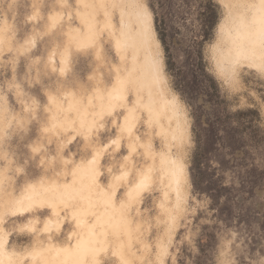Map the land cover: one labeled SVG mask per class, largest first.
Returning <instances> with one entry per match:
<instances>
[{
  "label": "rangeland",
  "instance_id": "obj_1",
  "mask_svg": "<svg viewBox=\"0 0 264 264\" xmlns=\"http://www.w3.org/2000/svg\"><path fill=\"white\" fill-rule=\"evenodd\" d=\"M145 1L161 45L165 87L168 95L178 97L187 130V138L171 147L186 164L188 177L165 264H264V73L246 62L225 70L220 57L228 48L224 30L235 31L239 14L251 12L244 3L254 0ZM61 8L58 0H0V19L9 25L11 40L10 46L4 45V38L0 43V102L5 105L4 112L0 107V149L5 146L11 158V167L2 169L6 161L0 156V208L12 187L20 191L43 174L59 176L64 167L62 155L68 156L74 144L65 141L75 130L50 127V95L66 101L64 93L72 91L86 100L95 87L112 83V66L118 60L109 43L105 64H100L95 46L77 52L71 46L68 74L62 77L51 69L50 48L63 40L65 26H59L62 35L56 39L46 28L47 16ZM145 126L153 147L166 149L157 127ZM123 141L126 138L121 146ZM86 148L91 150V143ZM110 149L116 156L123 152L121 147ZM122 164L130 165L124 161L118 166ZM7 174L13 179L11 186ZM159 199L154 185L142 211L132 210L144 220V237L151 243L141 264L153 257L165 227ZM5 215L6 227L12 230L10 246L23 251L32 244V235L19 230L21 221ZM136 250L141 252L140 247ZM111 253L110 249L106 254Z\"/></svg>",
  "mask_w": 264,
  "mask_h": 264
},
{
  "label": "bare ground",
  "instance_id": "obj_2",
  "mask_svg": "<svg viewBox=\"0 0 264 264\" xmlns=\"http://www.w3.org/2000/svg\"><path fill=\"white\" fill-rule=\"evenodd\" d=\"M125 2L129 3L127 4V7H123L126 5ZM87 3L89 4V7L78 11L80 21H83L85 24V30L80 31L78 28H74V30L70 32L72 39L80 42L82 46H85L86 44H93L101 35L106 33L114 41L113 46L116 47L120 54L119 59L122 61L127 59L129 63L125 73H122L119 69L117 70L118 76L116 78V84L107 94V97L112 103L111 106H109L110 111L114 110L113 105L115 103L118 105V102L122 100L125 102L126 85L132 84L135 87V91L145 90L148 96L146 99L140 97V95L136 96V105H133V107L127 105L125 102L126 108L129 109L130 112V122H127L125 127H131L132 130L134 129L136 124V121H134V113L137 108H142L149 112L151 122L153 121V117L156 118L161 133L170 136L171 140H178L176 137L177 134L179 140L184 138L183 133H185V128L179 121V114L177 111L178 101L175 96H167L165 94L163 84L165 78L161 71L158 51L155 48V46H158L160 43L156 38L153 27L154 24L152 23V16L150 13L147 12L146 8L137 0H87ZM244 4L246 5L245 8L247 7V9H250L251 12L249 13L244 10L245 13L239 14L240 18L237 20L238 24H236L238 27L235 31L226 32L223 29L225 32L224 40L225 43H227L228 48L220 51V57L221 67L225 70L228 69L227 66L230 64L240 62L249 63L253 67L259 69L261 62V25L260 11L258 8L259 0L249 1ZM113 8H118L120 11L121 24L119 26L116 25L112 19ZM99 9L105 14V17L101 20L102 22L100 27H98V21H96L97 11ZM242 10L243 8L241 11ZM238 12L239 11H237V13ZM57 20L59 19L55 18L52 22ZM1 25L3 27L0 26V43L5 36L4 33L9 28V25L5 21H3V24ZM67 59L68 53L66 52L61 59L64 73L67 68ZM92 97L93 96L87 97L89 105H92ZM64 98L67 100L65 105H62L53 96L51 97V102H53L58 109L64 107L66 111L76 112L81 128H87L89 131L92 130L97 121L102 117L99 112L100 110L96 111V113L94 111H90L88 107H86L88 105L86 104V101L83 98L77 97L72 92L65 94ZM96 98L98 99L99 105L102 104L104 99L103 95L100 94L96 96ZM81 106H85V108L80 111L79 107ZM0 107L3 110L2 112H4L3 108L5 105L0 102ZM167 111L170 112V117L174 118L175 121V125H173L172 129L168 128V126L164 127V125L159 122L161 117L165 116V112ZM98 112L99 114H97ZM65 122H67V120ZM0 153L1 157L3 156L8 160L7 152L4 149H0ZM176 156L173 155L172 151L166 153L161 152L158 155V160L156 161L154 154H152L149 168L145 172L138 173L139 180L132 187L128 196L131 203L138 201L145 188L152 184L153 173L157 170L160 171V180L165 183L163 200H161L160 205L166 210L163 212H166L167 219H170V223H168L167 227L168 230L166 232L169 238H172L174 233V222L170 217L171 209L167 205L169 200V191L176 193L177 200L175 207L179 208L181 202H183L182 200L186 197L185 181L188 177V173H186V164L182 158H178ZM95 165L96 164L94 162L82 165L77 168V172L81 171L82 176L93 177L92 172L95 170ZM1 172L2 171H0V177H2ZM71 191H73V186L69 183H64L61 186L54 185L52 188L32 184L27 186L24 194L18 196L10 195L6 199V204L1 202L3 206L0 208V264H17V261L14 258L15 256L13 257L11 254L14 251L10 253L7 248L8 234L3 226L5 222V214L25 215L35 206L48 204L53 208L54 214L58 216L60 215L59 212H61V208L59 206H67L66 200L70 199L69 197H76L73 196L74 194H72ZM103 192L104 191H101V193L97 195L96 199L103 204L106 203V206H108L109 209L107 208L108 210H104V212L107 213L115 203L113 204L112 198L108 199L107 196L105 197ZM118 207L119 206H117V208ZM81 213L82 216L87 214L85 210ZM101 213L104 214L103 212ZM99 220L100 221L97 223L89 224L87 226H85V222H80V228H85V230L84 232L83 230H80V236L77 237L72 244L58 246L51 243L45 247H37L36 249L39 252L37 260L40 259L41 262L46 261L47 264H74L75 261H80V264H99L100 254L106 252V250H108L111 246L107 237V228L105 226V222L109 220H112V224H110V226L113 227V233L117 237L115 238L112 250L118 257L117 264H123L125 261L128 262V264H137L141 257L145 258L146 254L139 258V254L136 251V245L130 243L129 236V242L126 245L118 239L120 238L119 234L122 226H126L129 229L131 222L130 219L129 221L128 219L126 220L122 217L121 210L117 211L115 216L107 213L106 220H102V218H99ZM100 225L101 228L99 229L98 227ZM127 246V252L122 251L124 250V247ZM141 248L146 253L151 248V243L148 240L143 241L141 243ZM168 250L169 244L164 241V238L160 237L156 244V252L153 257L148 260L149 264H164ZM89 255L92 256L90 262L85 259V257Z\"/></svg>",
  "mask_w": 264,
  "mask_h": 264
},
{
  "label": "crops",
  "instance_id": "obj_3",
  "mask_svg": "<svg viewBox=\"0 0 264 264\" xmlns=\"http://www.w3.org/2000/svg\"><path fill=\"white\" fill-rule=\"evenodd\" d=\"M138 2H141V5L144 6L147 10V12L150 13L153 19V15L151 11L149 10L146 1L145 0H137ZM58 2L62 5V0H58ZM40 3V2H39ZM38 6L36 8V11H39L40 7ZM146 4V5H145ZM124 7V6H123ZM109 8V6H108ZM85 8H72L68 9L62 6L61 11H56L52 10L48 16H47V29L49 32H52L50 35L55 37L53 35L54 32H58L60 35L59 26H65V29H62L63 34V40L60 41H54V44L52 45V48H50V53L48 55V61L51 69L53 68L57 69L56 72L61 75L62 77H65L68 74V71L71 68V60L72 59V51L70 50V47L72 46V49L74 51H79L80 49L88 48L91 46H95L97 49V57L100 60V64H105L108 59H106V53H105V46L106 43H109L111 46V49H113L114 54L116 55V59L118 60V63H114L112 66V71H113V79L112 83L109 84L108 86H97L95 89H93L92 92H90L88 95H86L85 98L89 96H93L92 100V105L88 104V98L85 100L86 104H88L86 107L90 111H99L101 114V118L97 121L95 124V127L92 130H88L87 128H81L80 123L77 119L76 112L73 111H66L64 107L61 109H58L57 106L51 102V95H50V103L53 105L54 112L51 115V120H50V127L51 128H60L61 130H69L73 129L75 130L74 134H71L69 136V139L65 141V144H70L74 143L71 145V149L69 150V155L67 156L66 153L62 155L63 162H64V167L58 171V175H53L50 176V174L46 175L43 174L39 180H33V181H28L26 182L21 188L20 191H16L12 189L8 190L9 194L12 196H18L21 194H24L26 191L27 186H30L32 184L34 185H43L47 187H54V185L61 186L64 183H69L73 186V191H71L73 196H76L75 198H71L66 200L67 201V206H59L61 209V212H59L60 215H56L53 212V208L48 205V204H42L41 206H35L32 208L27 214L22 215V214H8L10 218L14 221H21L18 223L19 230L24 229V231L29 232L32 235L33 241L32 244L29 245L28 248L24 249L23 251L17 250L14 247L10 246V240H11V229H8L6 227V219L3 224L7 234H8V244L7 248L10 251H12L11 254L15 258V260L18 262L20 261L21 264H23L22 257L24 256L25 252H27L30 248L32 247H45L48 244H55V245H60V246H65L68 244L74 243L77 237H79V232L80 230L84 232L85 228H80L81 225L79 226L80 222H85L86 225L89 224H95L99 220V218H102V220H106L107 213L112 214L115 216V213L119 210L122 212V217L124 219H130V226L129 229L128 227L122 226L121 232L119 234L120 239L125 245L130 241V243H133L136 245V248L140 247V251H137L139 254V258L146 254L145 258L141 257L143 261H138L137 264H141L146 261L147 258V253L143 251L141 248V243L143 241H147V237H144V220L139 218L132 210H136L137 213L139 211H142V206L144 203V199L147 196V194L151 193L152 188L154 185L160 190V199L157 202L158 207L160 208V212L163 214L162 220H160L159 217H156L157 220H160L162 224H165V227L162 229L161 233L159 234V237L156 240H159L160 237L164 238V241H166L169 244V247L172 242V238H169L168 235L166 234L167 232V227L168 223H170V219H167L166 216V211L163 209V207L160 205L161 200H163V191L165 188V183L160 180L161 174L160 171L157 170L153 173L152 176V184L148 185L147 188L143 191L141 197L139 198L138 201L131 203L129 201V192L132 189V187L138 182L139 180V172H145L150 164H151V155L154 154L155 160H158V155L161 152H171L173 153L174 156L178 158H182L178 153H174L172 147V142L177 144H181L186 138L187 134L186 133V126H185V119H183V114L180 110V105H179V99L177 96H175L178 104H177V111H178V116H179V121L184 125L185 128V133L184 138L179 140L178 134L176 135L178 140H171L170 136H167L163 133L160 132L159 124L156 121V118L153 117V121L151 122L150 119V114L146 109L142 108H137L135 113H134V121H136V124L134 126V129L131 132V137L134 140L136 144V151L131 155L130 157V165L128 168H125V165L122 164L121 167L118 166V164L123 163L124 157L129 156V152L127 149V144L129 140V134L127 131L121 132V127H125V117H128V122H130V116H129V109L126 108V104L129 106L136 105V99L138 95L142 98H147V93L145 90H139L135 91V87L132 84L126 85V98L125 102L124 100L118 102V105L114 104L113 108L114 110L110 111L109 106H111V102L109 98L107 97L108 92L114 85L116 84V78H117V70L119 69L122 73H125V70L127 66L129 65L127 59L126 60H121L120 54L117 51L116 47L114 45V41L108 34L101 35L93 44H84L85 46H82L80 42L75 41L72 39L70 36V32L74 30V28H78L80 31L85 30V24H82V21H80V18L78 16L77 19L70 20L69 17L70 15L73 14V12H77L79 10H84ZM117 10V11H116ZM101 11V12H100ZM104 12L102 10L97 11V16H96V21H98V27L101 26V20H103ZM90 16V14H89ZM120 11L116 8H113L112 10V19L116 23V25H120ZM59 19L55 22H52L53 19ZM151 19V20H152ZM2 19H0V25L3 24ZM153 23V20H152ZM154 24V23H153ZM154 27V25H153ZM54 30V31H53ZM155 31V28H154ZM156 34V31H155ZM157 38V35H156ZM4 39L8 40L5 42L4 45L10 46L11 45V40L8 34L5 32V37ZM159 41V39L157 38ZM160 43V41H159ZM156 50L158 51V58L161 64V71L164 75V89H165V94L167 96L168 92L165 87V83H167V78L165 75V72L163 70V60H162V51H161V45L159 44L158 46H155ZM68 53V61H67V68L65 73H61L59 71L60 68H62V57ZM156 90V89H155ZM20 91V90H19ZM72 91H67L64 93L68 94L71 93ZM158 92V91H157ZM74 93V92H72ZM77 97H82L81 95H77L74 93ZM103 95L104 99L102 104L99 105L98 99L96 96L98 95ZM158 96V94L156 93ZM2 96V95H1ZM4 100L6 101L5 97L2 96ZM57 99L56 97H54ZM62 105H65L66 101L62 99H57ZM94 101V102H93ZM26 105L25 107H27ZM85 106L79 107L80 111L84 110ZM144 111L145 116H142V112ZM70 112L72 114L70 115ZM99 112L97 114H99ZM165 116H162L160 119V123L164 125V127H167L172 129L173 125H175L174 118H171L170 112L167 111L165 112ZM167 115V116H166ZM12 116L15 118L18 116L17 111L13 112ZM141 116L143 118V123L142 125L140 124V119ZM20 119V116L18 117ZM67 120V122H65ZM70 120H74L75 123H70ZM145 123L148 124V127H152L155 125L157 127V132L161 135L164 136L165 139V144H166V149H156L153 147V143L151 141V136L148 135L149 131L147 130ZM7 124H5L6 127ZM141 126V127H140ZM9 127V126H8ZM49 127V126H48ZM4 130V129H3ZM101 130V131H100ZM2 133V132H1ZM81 135L82 139L81 141L78 142V138ZM1 136V135H0ZM61 137V136H60ZM126 138V141H123L122 139ZM113 140H119V145H112L111 141ZM61 141H63L61 139ZM87 142L91 143L92 149L89 150L86 148ZM79 143V144H76ZM157 143V142H156ZM170 144V145H168ZM1 145H3L1 143ZM115 147V149H120L121 147V155H115V153L111 152V147ZM4 147V150L7 152L8 155V160L5 158V164L1 166L2 169H9L11 167V158L8 152V149ZM171 149V150H170ZM92 151V153H91ZM109 151V154L107 152ZM3 157V156H2ZM120 157V158H119ZM95 163V170L92 172L93 177H87V176H82L81 171L77 172V168L81 167L82 165L89 164V163ZM68 163H70V166L68 167ZM109 169L111 171H109ZM122 172H127L128 175L124 177L122 180H117L116 177H119ZM131 174V176H130ZM67 175H70V178L66 177ZM7 179L9 181V186L13 184V179L6 175ZM130 176L131 181L128 182V178ZM62 178V179H61ZM126 182H128L126 184ZM187 178L185 181V195L187 196V190H186V185H187ZM101 191H104L103 194L104 196L108 199L112 198L113 199V206L111 207L110 211L105 213L104 210H108V206H106V203L103 204L102 202L98 201L97 195L101 193ZM102 194V195H103ZM121 195V196H120ZM186 197L182 201L185 200ZM115 200V202H114ZM176 193L169 191V200L167 202V205L171 209V214L170 217L172 218L173 222L175 223L176 218L178 217L181 204L179 208H176ZM182 203V202H181ZM117 206H119L117 208ZM108 208V209H107ZM85 210L87 214L85 216H82V211ZM103 212L104 214H102ZM129 220V221H130ZM110 222V223H107ZM105 222V226L107 228V237L108 240L111 244L110 248L111 251L113 250V245L116 235L113 233V227L110 226L112 224V220H109ZM71 223V224H70ZM131 227V228H130ZM173 231L175 229V225L173 224ZM99 229L101 228V225L98 227ZM112 235L113 238L110 236ZM174 235V233H173ZM124 236V237H123ZM128 236L130 237V240L128 241ZM149 241V240H148ZM150 242V241H149ZM108 250L106 252H103L100 254L99 259L100 262L99 264H117L118 263V257L114 254L112 251L111 254H106L108 253ZM128 247H124V252H127ZM155 250V249H154ZM156 251L153 252V255ZM22 254V255H21ZM102 254H106L107 259L102 260ZM142 254V255H140ZM168 256V254H167ZM165 257V262L166 258ZM92 258L91 255L86 256L85 259L90 262V259ZM18 259V260H17ZM21 259V260H20ZM151 259V258H150ZM149 260V259H148ZM149 264V261H148ZM165 264V263H164Z\"/></svg>",
  "mask_w": 264,
  "mask_h": 264
},
{
  "label": "snow or ice",
  "instance_id": "obj_4",
  "mask_svg": "<svg viewBox=\"0 0 264 264\" xmlns=\"http://www.w3.org/2000/svg\"><path fill=\"white\" fill-rule=\"evenodd\" d=\"M62 6L65 8H87L89 7V4L87 3V0H72V3H68V0H62ZM259 11H260V25H261V33H260V46H261V62L259 65V68L262 73H264V0H259L258 5ZM79 14L77 12H73V14L69 17L70 20L77 19ZM83 24V21H82ZM53 35L56 39H60L61 35L58 32H54ZM57 69L53 68V71H56ZM59 71L61 73L64 72L63 68H60ZM70 123H75L74 120H70ZM128 117H125V124L127 125ZM121 132L127 131L129 134V140L127 147L129 149V156L124 157V160L126 163L130 164V157L131 155L136 151V144L134 140L131 137L132 129L131 127H121ZM112 145H119V140H113L111 141ZM109 171H111L109 169ZM128 175L127 172H122L119 177H116L117 180H122L124 177ZM20 231H24V229H20ZM39 256V252L35 247L30 248L22 257L23 264H47V262H41L37 260V257ZM17 264H21L20 261L17 262ZM74 264H80V261H75ZM123 264H128V262H123Z\"/></svg>",
  "mask_w": 264,
  "mask_h": 264
}]
</instances>
